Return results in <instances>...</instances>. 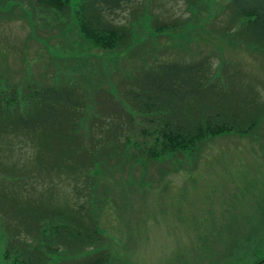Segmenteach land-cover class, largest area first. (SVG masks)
Listing matches in <instances>:
<instances>
[{"label": "rangeland", "instance_id": "374dc122", "mask_svg": "<svg viewBox=\"0 0 264 264\" xmlns=\"http://www.w3.org/2000/svg\"><path fill=\"white\" fill-rule=\"evenodd\" d=\"M232 1L132 0L118 12L114 23L133 28L137 48L123 63L119 62L116 70L136 77L160 61L183 64L210 56L213 71L226 85L238 95L249 94L264 108V50L223 38V31L232 25ZM34 4L35 0H0V77L15 84L54 78L63 82L82 79L83 73L93 69L95 79L105 82L110 67L116 68V64H110L114 62L111 55L80 34L75 12L81 0H70L68 17L44 9L32 12ZM163 24L171 28H163ZM232 30L236 34L239 26L234 25ZM237 39L243 38L234 37ZM122 72L116 79L122 78ZM114 100L128 114L135 115L123 99ZM98 103L103 108L107 104L103 100ZM92 110L95 108L88 111ZM262 115L261 125L252 133L209 138L184 154L139 163H135V157L130 161L114 158L99 164L91 174L93 178L80 179L89 181V188L80 198L73 191V176L63 170L61 179H55L57 173L51 167L45 169L54 174L51 179L34 174L42 187L33 183L35 201L22 198V209L38 204L40 210L34 208V213L40 225L46 226L52 225L55 212L64 211L67 216L63 220L73 228L77 222L70 212L74 210V199H81L77 205L85 207L86 202L91 215L86 222L84 215L78 217L96 231L94 241L102 239L98 246L72 254L74 241L62 245L49 232L47 240L54 239L50 246L56 251L46 252L45 259L49 264H80L90 254H98L95 250L107 248L109 264L260 262L264 259V111ZM137 122L144 124L139 116ZM140 128L138 125L133 137L135 144L145 141ZM0 144L2 149L7 147L5 139ZM33 144L26 147L22 143V165L36 157L38 147ZM16 145L21 148V144ZM132 153L138 155L139 151L134 148ZM1 154L2 163L21 160L19 155ZM7 172L0 173V179ZM26 172L22 170L23 175ZM25 182L29 179L22 180ZM43 213L49 220L41 219ZM26 220L13 212L0 211V264H10L17 256L19 242L24 252H31L40 243L36 227L32 234L26 232ZM29 222L36 223L31 219ZM15 238L19 242H12Z\"/></svg>", "mask_w": 264, "mask_h": 264}, {"label": "trees", "instance_id": "16d2710c", "mask_svg": "<svg viewBox=\"0 0 264 264\" xmlns=\"http://www.w3.org/2000/svg\"><path fill=\"white\" fill-rule=\"evenodd\" d=\"M131 2L81 0L80 8L75 12L80 34L92 46L111 55L114 62L110 64H116V68L111 66L109 69L113 82L109 76H105V82L95 79L93 69L83 73L82 79L63 82L54 78L15 84L5 82L3 75L0 77V142L5 139L8 147L2 149L0 144V156L4 151L21 157L14 163L0 161V173L8 171L0 179V211L5 214L13 212L28 219L26 232L32 234L33 227H36L37 237L42 242L30 254V248H26L29 252L22 251V243L15 238L12 242H19L20 251L10 264H49L45 253L56 251L50 246L54 239L47 240L49 232L62 245L74 241L75 248L70 250L72 254L84 253L85 248L98 246L102 240L94 241L96 231L87 228L78 217L84 215L86 222L91 215L86 202L85 207L77 205L81 199L73 197L75 206L70 213L77 222L73 228L66 225L64 211L55 212L52 225L46 226L40 225L34 213V208L37 212L40 210L38 204L35 207L29 204L22 209V198L32 200L37 193L33 183L42 187V182L34 174H39L40 179H51L54 174L45 171L51 167L57 173L55 179H61L64 173L72 175L74 194L80 198L85 194V188H89V181L80 179L93 178L92 172L108 160L126 158L130 161L135 157V163L146 159L159 161L192 151L209 138L229 133L250 134L262 123L264 108L258 106L249 94L238 95L226 85L222 76L213 71L210 56L183 64L160 61L150 70L138 72L136 77L119 71L123 73L122 78L116 79L119 62L123 63L137 48L133 28L129 24L128 27L114 23L118 12L124 11ZM231 5L232 25L223 31V38L264 50V1L233 0ZM36 9L54 12L59 17L71 14L70 0H35L31 10L36 12ZM234 25L239 26L236 34L231 33ZM162 27L171 28L165 24ZM236 36L243 39L234 40ZM114 97L123 99L135 115L124 111ZM256 97L254 99L258 100ZM100 100L107 102L105 108L99 105ZM91 108L95 110L89 112ZM137 116L145 125L138 124ZM138 125L140 134L145 136L143 144L133 142ZM33 142L38 147L33 158L35 161L27 160L22 165V143L28 147L29 144L34 146ZM16 144H21V148ZM134 148L139 151L138 155H130ZM50 160L55 162L50 165ZM22 170L27 174L23 175ZM26 179L29 182L23 184L22 180ZM30 219L36 223L29 222ZM41 219L49 220V216L43 213ZM105 249L95 250L98 254H90L92 256L85 257L80 264H109L110 253Z\"/></svg>", "mask_w": 264, "mask_h": 264}, {"label": "flooded vegetation", "instance_id": "af4514ba", "mask_svg": "<svg viewBox=\"0 0 264 264\" xmlns=\"http://www.w3.org/2000/svg\"><path fill=\"white\" fill-rule=\"evenodd\" d=\"M256 264H261V261H260V262H258V263H256Z\"/></svg>", "mask_w": 264, "mask_h": 264}]
</instances>
